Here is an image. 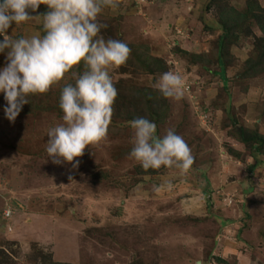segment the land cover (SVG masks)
<instances>
[{"label":"rangeland","instance_id":"374dc122","mask_svg":"<svg viewBox=\"0 0 264 264\" xmlns=\"http://www.w3.org/2000/svg\"><path fill=\"white\" fill-rule=\"evenodd\" d=\"M98 21L131 54L110 73L118 95L107 138L77 167L47 157L46 132L62 122L60 92L82 62L30 95L14 123L0 93V264H264V0H121ZM42 23L13 22L7 34H43ZM167 71L186 81L179 100L154 87ZM137 117L157 136L174 128L184 138L195 158L186 174L130 157Z\"/></svg>","mask_w":264,"mask_h":264},{"label":"clouds","instance_id":"9594fccd","mask_svg":"<svg viewBox=\"0 0 264 264\" xmlns=\"http://www.w3.org/2000/svg\"><path fill=\"white\" fill-rule=\"evenodd\" d=\"M44 4L47 11L33 15ZM121 0H0V53L6 64L0 67V93L6 101L5 118L15 122L30 95L43 94L59 83L81 62L85 70L75 83L60 92L62 122L46 134L47 157L54 164L72 162L75 168L89 145L107 138L118 95L111 72L126 65L131 48L122 40H105L106 24L98 21L105 9L117 12ZM42 16V33L30 37L8 35L7 30ZM7 52L5 53V50ZM154 87L164 98L179 100L186 81L177 72L161 74ZM134 130L130 157L144 170L176 168L186 174L194 163L191 148L174 128L157 136V125L145 117L130 121ZM194 264H203L196 259Z\"/></svg>","mask_w":264,"mask_h":264},{"label":"trees","instance_id":"16d2710c","mask_svg":"<svg viewBox=\"0 0 264 264\" xmlns=\"http://www.w3.org/2000/svg\"><path fill=\"white\" fill-rule=\"evenodd\" d=\"M238 25V24H237ZM229 29H225L226 32H224V34L222 36H220L219 40H218V52H217V60H218V65L220 67V71L221 73H223V70L225 68V63H224V57H223V50L226 44V36H227V31ZM240 136L242 138L243 142H253V143H257L259 136L258 135H254L252 133H249L245 130H242L240 133Z\"/></svg>","mask_w":264,"mask_h":264},{"label":"built area","instance_id":"2783aa9c","mask_svg":"<svg viewBox=\"0 0 264 264\" xmlns=\"http://www.w3.org/2000/svg\"><path fill=\"white\" fill-rule=\"evenodd\" d=\"M136 1H139V2H142V0H136ZM12 214V210L11 209H8L5 211V213L3 214L5 218H9Z\"/></svg>","mask_w":264,"mask_h":264}]
</instances>
